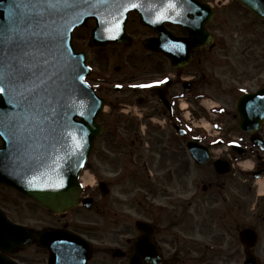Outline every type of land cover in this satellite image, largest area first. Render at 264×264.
<instances>
[{"label":"flooded vegetation","instance_id":"af4514ba","mask_svg":"<svg viewBox=\"0 0 264 264\" xmlns=\"http://www.w3.org/2000/svg\"><path fill=\"white\" fill-rule=\"evenodd\" d=\"M132 14H136L139 24L149 31L142 38L143 49L133 61L137 65L138 75L129 77V72L122 77L117 71L122 69L123 64L114 65V74L108 71L109 65L101 64L100 71L94 69L89 76L98 94L105 99L107 107L110 106L108 118L102 119L105 131H114L111 140L107 142L108 146L117 151L118 144L114 141L121 139L116 131L120 125L125 133L124 141L131 136L135 137L140 143L141 151L128 154L132 166L124 164L122 170L118 164L120 159L113 158L117 153L109 152L107 160H99L105 168V182L110 188V192L104 196L112 193L114 185L123 183L122 177L140 174L139 183L131 190L136 191L135 196L130 198L136 210L135 218H132L127 208H116L115 197L112 201L94 200L96 212L107 216L110 227V234L105 235L110 245L105 247L107 257L116 261L114 252L121 249L124 255L122 264H130L134 242L140 234L136 222L146 221L151 224L153 231L152 248L161 254L165 264H242L252 251L257 255L259 264H264V191L259 185L264 180V152L251 142V133L240 131L239 117L225 103L219 105L222 119L218 130L213 133L209 129L201 138L211 152L204 165H210V168L201 173L203 178L200 179L202 191L199 200L196 198L197 192L191 195L193 160L188 141L192 139V126L186 120L191 100L203 103L204 95L217 98L239 97L243 93L240 88L246 87L250 78H232L231 85L222 87L223 64L218 62L220 54L215 43L217 34L211 28L216 14L207 25V29L214 33L211 44L195 48L191 59L183 66H175L174 62L185 60L188 43L182 39L189 38L190 32L180 25L165 22L171 37L185 41L186 44L184 42L183 46L181 43L171 42L173 47L179 48L170 55L161 50H150L145 47V41L160 38V33L145 26L135 11L129 13L126 23L129 44L118 42L109 45H120L123 48L135 45V36L129 27ZM90 22L95 25L94 19ZM146 53L153 58L149 59ZM155 81L165 82L155 85ZM150 82H153V87H130ZM189 86L190 89H187ZM158 89L166 95L172 113L158 96ZM127 96L137 98L138 110L132 112V104L125 100ZM184 103L186 106H183ZM112 117L114 121H111ZM131 118L137 119L130 120ZM175 123L185 130V135L177 132ZM259 134L264 138V126ZM145 140L149 141V148L143 147L142 142ZM233 143L238 146H232ZM143 149L149 151V154L143 153ZM166 153L170 154L165 157ZM136 158L139 166L133 164L137 161ZM217 161L219 162L215 166ZM246 162L253 163L250 169L243 167ZM160 173L162 177L158 176ZM243 179L250 185H242ZM197 184L199 186V182ZM119 190L127 199L130 191L125 186H121ZM0 203L4 205V199ZM0 208L11 220L23 223L12 218L5 206L0 204ZM45 226L48 225L37 228ZM68 226L64 223L52 227ZM245 230H255L258 233L259 239L254 245L252 239L241 240L240 235ZM91 240L96 253V244L94 239ZM48 254L46 248L33 243L17 253L5 255L21 264H48Z\"/></svg>","mask_w":264,"mask_h":264},{"label":"water","instance_id":"95a60500","mask_svg":"<svg viewBox=\"0 0 264 264\" xmlns=\"http://www.w3.org/2000/svg\"><path fill=\"white\" fill-rule=\"evenodd\" d=\"M148 1L151 3L152 0H135L138 4ZM191 1L175 0V11L187 14L196 5L198 6L196 15H198L199 4L206 7L198 0ZM240 1L258 17L264 19V0ZM78 2V7L59 13L49 14L41 10L42 14L36 15L34 12H29L26 23H13L5 12L7 3L5 0H0V3H3V7H0V62H7L10 59L6 54L14 45L8 41L7 36L12 29L18 28L24 32L21 48L30 53L27 60L32 71L39 77V79L33 78V83L39 86L38 94L34 106L27 111L10 104L8 93L0 96V113H14L22 124L15 137L0 130L3 141L0 146V183L17 188L54 213L67 212L79 204L81 194L79 173L93 149L95 138L103 133L102 125L96 122L103 108V100L97 97L85 82L71 81V70L68 65L78 63L79 74L84 78L89 72V68L85 65V54L76 52L73 47V31L76 27L87 24L89 17L96 16L98 26L93 28L90 45L104 44L111 40L126 42L124 25L127 13L133 9L123 11L113 4L90 6L84 3V0ZM158 3L159 16L164 15L163 9L166 8L164 13L170 15L169 19L176 17L168 0H158ZM78 13L83 14L76 20L75 14ZM212 16V11L206 12V19L201 22V29L198 32L207 34L205 25ZM114 17L119 21V30L112 23ZM147 22L153 25L152 20ZM154 25L159 29L158 22ZM198 32L195 33L190 29L191 36L182 39L188 43L186 61L195 48L211 42V38L205 39ZM61 39L63 47L71 54L70 59L61 57L56 51ZM145 45L151 49L160 48L157 47L154 39L147 40ZM15 54L23 55L19 50H16ZM45 60L47 64L43 63ZM53 73H56L54 77ZM49 77L53 78L49 79ZM40 80L44 83L41 84ZM237 109L243 118V129L259 128L264 123V89L241 97ZM81 112L84 113L83 116L80 115ZM192 151L198 157L194 148ZM58 183H62L63 186L47 187L49 184ZM85 202L89 204L91 200ZM139 229L142 231V236L136 241L131 264H159L155 259H158L156 252L149 250L152 244L151 231L143 226H139ZM33 241L49 248L50 264H82L83 260L79 257L86 254V251H88L86 257L91 256V248L89 249L81 239L70 237L69 232L53 228L36 230L18 225L11 222L0 210V249L3 252H17ZM84 262L86 264V260ZM159 262L164 264L160 256ZM0 264H16V262L0 253ZM250 264H253V260Z\"/></svg>","mask_w":264,"mask_h":264},{"label":"rangeland","instance_id":"374dc122","mask_svg":"<svg viewBox=\"0 0 264 264\" xmlns=\"http://www.w3.org/2000/svg\"><path fill=\"white\" fill-rule=\"evenodd\" d=\"M211 1L214 2L217 6L216 17L212 22L211 28H213V31L217 34L215 43L217 44L216 47L218 49V53L220 54L218 56V62L223 64L222 77L218 73V76H220L222 81L224 82V85L222 87L227 88L228 85H231L233 83L232 78L242 77L243 79H248L255 74L257 78L261 79V82L263 84L264 21L254 17L250 12H247L244 7L237 6L234 1H231L229 5H227V1L225 2L223 0H219V2L218 0ZM221 1L225 2V5L221 4ZM137 17L138 16L136 14H132L129 21V27L135 36L134 42H136L132 48H123L120 45H107L101 48H92L88 45V40L91 31L87 27L79 28L75 31L74 41L76 42L77 48L86 50L89 55L91 64H95L100 69L101 64L109 65L108 71L114 74V65L123 64V67L120 71L116 70L119 76L121 75L123 77V75L129 72V77L137 76V65L134 64L133 61H135V59L138 57L137 53L141 49H143L141 45L142 38L146 36L147 33H149L148 30L144 29L139 24ZM146 55L149 59L153 58L151 55H148V53H146ZM242 61H244L247 65L241 66L240 62ZM213 64L214 63H212L211 65L213 66ZM228 69L230 71H227ZM233 97L224 96L217 98L209 96L208 99L215 101L217 104L225 103L227 105L231 103L230 105L234 107L236 97ZM125 100L132 104V112L138 110L137 98H131L127 96L125 97ZM191 104L192 105L188 109L189 112L186 113L187 117L194 123V125L198 126L197 128L200 132H204V130H202L201 128L203 121L206 120L210 123L215 122V114H211L208 108H206L198 101L191 100ZM105 111L106 112L101 113L99 121L100 119L102 120L104 118L105 120L108 118L110 106L106 107ZM136 119L137 118H131L130 120ZM111 121H114V117L111 118ZM116 131L120 136L125 138V133L120 127V125ZM113 133L114 131L107 133L104 136L106 137V139L101 138L98 141L96 151L93 153L91 162L90 164H88L86 169L88 170V172L84 173V177L87 174L90 177H94L95 180L104 179L106 176L105 168L101 164V162H99V160H107L108 156L106 155L109 154V152L117 153V155L113 156V158L120 159L118 163L120 165V170H122V166L124 167V164L132 166V164H130L129 162L131 157L128 156V154L140 153V143H138V140L132 141V139L136 138L131 137L126 143H124V141L120 142L117 145V151H115L114 149H112V147L108 146L107 144V142L111 140ZM142 145L144 148L150 147L148 145V142L145 144L146 146L144 145V142H142ZM143 153L149 154V151L143 149ZM169 154L170 153H166L164 156L167 157ZM136 160L137 161H134L133 164L135 166H139L138 158H136ZM128 168L132 169L131 167ZM207 168H210V165L203 167H196L192 165L191 167V181L193 180L191 186V194L197 192V200H199V198L201 197L202 191L201 185L197 187V182H200L199 179L203 178V176L200 174L201 172H204ZM144 173L147 177V173ZM139 176L140 174H137L133 177H122L123 183H118L114 185L112 187L113 191L109 196H104V194L101 193L98 189H96L95 191L92 190L97 186L92 187L90 185L87 186V188L85 189V194H91L93 196H96V199L99 201H112L113 197H115L116 208L122 210H124V208H127L128 211L129 204L133 203L130 198L136 193V191L131 190L137 185L136 180L139 178ZM158 176L162 177V174L160 173V175ZM131 179H133L135 182L129 184V181ZM241 183L244 186L250 185V183L246 182L245 179H243ZM121 186H125L130 191L127 199L119 190ZM0 198H2V201L3 199L5 201L4 205L3 203L0 204L2 206H5L6 210L12 216V218H14L15 220H19L24 224L30 225L32 227H38L42 225L59 226L61 224L66 223L73 230L82 233L88 238L94 239L96 245H98V249L94 259L91 261V264H97L96 259H99L102 262L109 261V258L105 253L107 249H105L104 247L110 246L109 240L105 237L106 234H110L108 231L110 230V227L107 224V216L105 214L97 213L94 206L88 209L80 205L65 214L54 215L53 213L40 207L31 199L23 196L21 193L11 188H6L2 185H0ZM131 213L133 215L134 211H131ZM123 261L124 260H116L112 261L111 264H122Z\"/></svg>","mask_w":264,"mask_h":264},{"label":"snow or ice","instance_id":"6c2138e0","mask_svg":"<svg viewBox=\"0 0 264 264\" xmlns=\"http://www.w3.org/2000/svg\"><path fill=\"white\" fill-rule=\"evenodd\" d=\"M7 8L5 10L9 20L13 23L27 22L26 17L29 12H34L36 15L43 13H59L61 11H67L79 6L78 0H5ZM191 2V0H189ZM84 3H88L90 6H109L113 4L123 11H128L130 8H139L140 5L135 0H84ZM172 10L175 11V0H168ZM0 7H3V3H0ZM42 10V12H41ZM83 13L75 14V19L78 20L79 16ZM122 14V13H121ZM170 15H163L161 19H169ZM75 21H72L74 23ZM154 23L156 21H153ZM107 23V21H106ZM116 29L119 30V21L114 17L113 22ZM114 38V37H113ZM7 39L14 47L9 48L6 57H10L7 62H0V96L4 93L9 94V103L15 105L16 108L27 111L34 106L35 97L38 94V85L33 83V78L39 79L37 74L32 71V68L27 60L30 53L21 48V43L24 42V32L20 29H12ZM179 47V46H178ZM16 50L22 52V56L16 55ZM56 51L61 57L71 58V54L67 52V49L63 47V40L57 44ZM47 64V61H43ZM67 63V61H65ZM71 70V81L73 83L79 81L84 82V77L79 74V67L77 64L68 65ZM56 73H53V77ZM53 77H49L52 79ZM165 81H155L154 84H162ZM43 84L44 81L40 80ZM153 84L135 85L134 87L150 88ZM80 115H84L83 112ZM22 128V124L14 113H0V130L3 133L15 137ZM62 183L49 184L47 187L59 188L62 187Z\"/></svg>","mask_w":264,"mask_h":264},{"label":"bare ground","instance_id":"6f19581e","mask_svg":"<svg viewBox=\"0 0 264 264\" xmlns=\"http://www.w3.org/2000/svg\"><path fill=\"white\" fill-rule=\"evenodd\" d=\"M183 106H186V104L184 103ZM203 124H204L206 127H209V124H208L207 121L204 122ZM248 164L251 165V164H253V163H251V162H246V163H245V165H248ZM84 180H85V182H86V181L91 182L90 180H92V178L89 177V176H85V177H84ZM260 186H261V190H264V185H263V182H262V181H261V185H260Z\"/></svg>","mask_w":264,"mask_h":264}]
</instances>
